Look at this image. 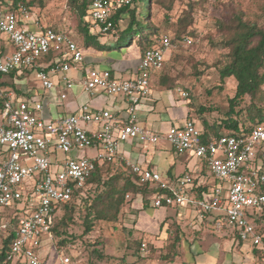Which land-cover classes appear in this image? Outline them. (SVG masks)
Here are the masks:
<instances>
[{
	"label": "built area",
	"instance_id": "2783aa9c",
	"mask_svg": "<svg viewBox=\"0 0 264 264\" xmlns=\"http://www.w3.org/2000/svg\"><path fill=\"white\" fill-rule=\"evenodd\" d=\"M27 1L0 0V241L14 234L7 253L11 263L56 264L48 258L57 252L53 228L60 205L72 200L74 189L86 186L97 166L116 163L121 144L136 141L146 147L159 142L160 136L143 125L138 111L153 96L151 75L163 72L174 42L171 35H160L144 52L136 76L117 78L108 69L86 65L73 34L43 26ZM89 2L96 31L108 34L115 12L133 0ZM184 42L192 44L190 38ZM6 43L15 47L10 55H4ZM35 71L38 87L28 78ZM71 71L77 80L69 77ZM56 74L58 82L52 80ZM78 84L90 96L123 95L128 106L123 112L86 103L76 114L54 116L52 105L58 107ZM179 92L181 98L189 97ZM166 138L177 154L191 153L205 163L218 184L206 199H199L193 194V174L173 182L158 171L129 165L140 184L150 185L151 206L188 208L201 223L219 212L212 226L216 232L230 226L241 242L264 254V236L253 220L264 212V123L250 133L223 134L204 143L202 130L188 120L172 127ZM86 148H96L97 157L80 156ZM54 151L71 156L54 162ZM25 199L32 211L22 216L19 206ZM147 251L143 242L141 252ZM61 264L73 262L62 257Z\"/></svg>",
	"mask_w": 264,
	"mask_h": 264
},
{
	"label": "rangeland",
	"instance_id": "374dc122",
	"mask_svg": "<svg viewBox=\"0 0 264 264\" xmlns=\"http://www.w3.org/2000/svg\"><path fill=\"white\" fill-rule=\"evenodd\" d=\"M44 1V7L35 8V15L40 19L42 25L71 33L82 45L83 37L78 28L79 19L76 13L69 8V0ZM145 1L148 2L147 0ZM159 1L160 3L157 0H153L150 19L152 27L157 29L159 35L168 34L175 38L179 19H182L186 12L191 11L190 6L194 4L195 10L192 12L194 24L191 28L196 31V36H190L192 40L191 45H187L183 40L175 39L174 49L167 58L168 63L165 69L162 73H152L151 84L152 86H159L161 84L163 88L168 89L166 91L168 98L170 97L174 105L179 106V109L172 110L174 115L178 116V118L173 119L175 126L185 124L186 119L182 118L183 109H190L187 99L180 98L179 89L189 93L188 101L192 109H194V118L198 121L199 118L196 115L201 106H212L214 109H217L204 115L212 123L220 114L223 115L228 111V99L233 95L236 88L234 79L221 80L219 64L221 63L220 61L224 60L223 55L227 54L228 50L223 49L222 46H216L220 45L225 38L224 33L219 30L218 23L220 21L228 22L233 20L236 15H243L244 20L248 23L264 28V0ZM135 29L133 28V31ZM129 37L130 34L126 33L120 44H125ZM4 47V55H10L15 50V47L11 43H6ZM95 53V51L91 52L92 57L94 59L100 58L99 61L103 63V65H97L96 67L104 68V65L107 63L108 52L98 51L97 54ZM140 53L141 49L136 45L131 49L129 48V50H125L122 56H129V58H124L123 61L112 66L114 75L121 79L134 78L136 73L132 72L131 69L138 62ZM59 77L60 75L57 74L52 75V80L58 82ZM69 77L77 80V73L71 71ZM28 78L30 79V83L35 81L34 86H39V83L36 81V71L29 72ZM77 86L80 87L79 84ZM72 93V91H68V98L58 106L60 114H63L62 112H65L67 116L76 114V111H73L70 106V102L73 99ZM86 97L87 95L84 94L79 101L86 100ZM110 98L121 100L124 99V96L117 95ZM175 99L180 100L176 101ZM247 100L248 98L245 102ZM144 126L146 127L145 124ZM158 135L160 136L158 148L172 152L173 147L166 138L167 134ZM151 146L154 147L153 145L146 147ZM97 154L98 150L96 148H86L80 151V156L91 159L97 157ZM70 156L62 151H54L51 159L54 162L57 160L64 161L69 159ZM258 164L262 166V160L258 161ZM104 175L105 178H108L112 175V172L105 171ZM93 194L94 191L91 192V195ZM132 203L122 209L121 218L118 222L101 221L96 223L95 230L88 235H84L83 225L84 207L86 206L84 203L81 204L79 206L82 209L81 212L79 211L75 215L76 224L71 225L68 229L72 243L62 248H59L58 244H56L57 252H52L51 262L61 264L62 257H68L72 260L73 264H179V259L181 261V259L187 256L186 252L188 249L190 250V243L195 244L197 247L200 245L207 248V244L211 238H218L220 234L212 230L208 223L203 225L200 232L190 226L185 227L184 224V228L177 231L176 222L171 225L176 219L174 209L146 208L136 211V215L132 219ZM19 210L21 215L25 216L32 211V206L25 199L21 202ZM262 215H264V212L260 214V216ZM211 218H213L212 215L207 217V219ZM170 228L173 229L175 235L176 231L179 235H183L180 242L172 251L170 248H167V245L173 243L175 239L174 233L172 239L168 236V229ZM261 229L260 231L262 232ZM233 230L234 228L230 226L225 227V231L229 232ZM140 242H146L150 249H148L145 255L141 254L142 256L138 252ZM93 245L105 255L103 260L96 259L93 256ZM46 251L49 250L46 249ZM167 252L171 253L173 261L168 262L163 258ZM173 254L176 256H173ZM123 257L125 258L123 259Z\"/></svg>",
	"mask_w": 264,
	"mask_h": 264
},
{
	"label": "trees",
	"instance_id": "16d2710c",
	"mask_svg": "<svg viewBox=\"0 0 264 264\" xmlns=\"http://www.w3.org/2000/svg\"><path fill=\"white\" fill-rule=\"evenodd\" d=\"M147 1L133 0L132 4L119 8L112 17L113 29L108 34H103L95 29L89 0H69V8L76 13L79 19L78 28L83 37L81 46L86 65L92 67L103 65L102 61H99L100 58L94 59L92 57L91 52L95 51V54L98 51L108 52L106 66L108 70L113 72L112 66L123 61L124 58H129V56H122L125 50L136 45L141 49L140 58H142L147 49L155 46V40L160 35L150 23L153 0ZM157 2L160 3L159 0ZM161 3L163 2L161 1ZM27 4L35 10L36 7H44L45 1L28 0ZM193 5L190 6L191 11L186 12L185 16L179 19L176 37H172L173 42L175 39L184 41L190 36H196V31L191 28L194 24L192 12H194L195 7ZM11 7L15 9V3ZM143 24L146 26H142ZM218 26L225 38L220 45L216 46H222L223 49L228 50V53L223 55L224 60L220 61L219 64L221 80L234 79L236 88L233 95L228 99V111L223 115L220 114L212 123L204 115L217 109L212 106H201L198 109L196 117L199 118L202 126L204 143H208L223 134H238L241 131L250 133L255 127L264 123V28L248 23L244 20L243 15H236L233 20L228 22L220 21ZM133 28L136 29L133 31ZM126 33L130 34L128 41L125 44H120ZM10 75L13 77L16 72ZM18 93L22 94V91L18 90ZM247 98L248 100L245 102ZM2 109L3 101L0 100V114ZM189 116L191 117V114ZM105 171H111L112 175L105 178ZM93 188H95L94 194L91 195ZM149 189L150 185L140 184L138 176L122 160L97 166L88 178L86 186L82 189H74L72 200L60 205L53 228L56 244L62 248L72 243L68 229L71 225L76 224L75 215L79 211L81 212L82 209L79 208L81 204L84 203L86 206L84 207L83 225L84 235H88L95 230L96 223L101 221L118 222L121 218L122 209L127 205L129 206L138 196L143 198V209L153 208L150 197L152 192ZM194 192L197 198L206 199L209 191L199 187L194 189ZM164 207L167 206L162 208ZM59 214L62 215L59 216ZM179 230L180 228L177 229V231ZM212 230H214L213 227ZM13 238L14 234L12 233L0 241V264H20L19 262L11 263L7 260L9 244ZM180 240L181 236L177 232L174 242L167 245V248H170L171 251L174 250ZM141 245L142 243L139 245V255L142 254ZM93 246L95 248V245ZM94 248L92 250L93 256L103 260L105 255ZM170 254L167 252L163 257L168 262L173 261ZM173 256L176 255L173 254ZM48 260L51 261V258Z\"/></svg>",
	"mask_w": 264,
	"mask_h": 264
},
{
	"label": "crops",
	"instance_id": "0c3cea01",
	"mask_svg": "<svg viewBox=\"0 0 264 264\" xmlns=\"http://www.w3.org/2000/svg\"><path fill=\"white\" fill-rule=\"evenodd\" d=\"M140 59L141 58H139L136 65L131 69L132 72H137ZM103 69H107V66L104 65ZM152 88L153 96L151 97V99L144 100L142 102L139 107L138 114L143 122V125L145 124L147 129H150L152 132L160 135L163 133L167 134L172 127H179L175 126L173 123V119L178 118V116H175L172 111L179 109V106L172 103L170 97L168 98V95L166 93L168 89L163 88L161 84L159 86L154 85L152 86ZM71 91L73 92V102H70V106L73 111H76V113L78 109L86 103H91L95 109H113L123 112L128 106V103L125 99L116 100L115 98L106 96H90L83 92L81 86H77ZM84 94L87 95V99L79 101L81 96H83ZM68 96L69 95H67V98ZM175 100L178 101L180 99ZM187 104L190 109H183L182 118H185L186 122L188 120L194 121L197 127L202 130L201 123L196 118H194V109H192V107L189 105L188 100ZM59 111V108L57 106H54L53 104L51 107V112L54 116H67L65 112H62L63 114H60L61 112L59 113ZM189 114H191V117L189 116ZM184 125L185 124L181 126ZM158 143L154 145V147H145L136 141L123 143L120 145L118 160L124 161L126 166L129 168V165L134 164L139 165L144 169L158 171L162 174L164 179L173 182H175L183 175L193 174L195 177L194 188L198 189L200 187L202 189H207V191H209L206 196L207 198L208 195L213 191L214 187L218 184V182L210 175L206 164L198 161L191 153L177 154L174 149L172 152H168L166 150L158 148ZM194 193L195 192L193 191V194ZM143 207V198L141 196H138L132 203V219L136 215V211L142 210ZM164 209H174L176 219L171 225L176 222V229L180 228L182 230V228H184L183 224L185 227L192 224V228L194 230H197L198 232L201 231L203 225H205L206 223H208L212 228L215 219L218 218L220 214L219 212L214 213L212 215L213 218L207 219L204 223H201L195 219L194 212L188 208L164 207ZM253 220H255L254 222L259 227V229L262 228L261 233H263L264 236V215L260 217L256 216L255 218H253ZM166 223L168 222L166 221ZM168 231V236L172 239L174 231L171 228L168 229ZM218 234V238H211L210 242L207 244V248L200 245L199 247H197L195 246V244L193 245V243H190V250L188 249V251L186 252L187 256L181 259V261L179 259V264H264V254L257 251L251 243L241 242L238 239L236 231L233 230L228 232L225 231L224 228V230L222 232H218ZM193 241H195V239H193Z\"/></svg>",
	"mask_w": 264,
	"mask_h": 264
}]
</instances>
